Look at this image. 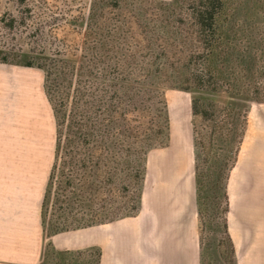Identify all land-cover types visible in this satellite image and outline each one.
<instances>
[{
  "label": "trees",
  "instance_id": "16d2710c",
  "mask_svg": "<svg viewBox=\"0 0 264 264\" xmlns=\"http://www.w3.org/2000/svg\"><path fill=\"white\" fill-rule=\"evenodd\" d=\"M246 2L171 0L167 5L176 15H158L155 21L152 37L159 44H150L144 56L127 55L135 65L121 62L117 51L104 50L98 35L94 46L84 49L85 68L57 58L46 57L44 63L11 59L12 64L44 72V95L54 118L52 162L41 203L44 237L138 213L146 154L169 141L167 105L154 85L164 79L191 95L197 212L202 217V207L208 204L219 210L217 224L228 263L235 264L224 220L226 181L243 139L246 113L252 103L264 104V16L235 15ZM97 20L96 15H88L89 26ZM87 35L88 41L90 31ZM2 53L5 57L0 61L10 63L7 54L12 51ZM77 68L79 78L72 81ZM130 75L142 76L135 88L124 85V77ZM83 79L100 84L87 85ZM124 95L130 103L123 107ZM147 96L156 102L146 105ZM145 110L152 113L150 127L143 129L140 123L130 127L128 116ZM101 194L105 198L94 210ZM100 258L95 246L57 251L49 241L41 264H99Z\"/></svg>",
  "mask_w": 264,
  "mask_h": 264
},
{
  "label": "rangeland",
  "instance_id": "374dc122",
  "mask_svg": "<svg viewBox=\"0 0 264 264\" xmlns=\"http://www.w3.org/2000/svg\"><path fill=\"white\" fill-rule=\"evenodd\" d=\"M170 1L0 0V51H12L7 54L10 63L0 61V157L10 162L11 182L16 179L14 172L25 171L35 182L42 178L45 187L55 132L44 95V72L11 62L44 63L47 57L85 68L84 49H91L98 35L104 50L117 51L121 62L135 65L127 55L138 52L144 56L150 44H159L152 37L158 15H176L167 5ZM243 4L245 9L240 6L235 15L263 18L264 0ZM88 15L98 18L92 27ZM88 31L91 37L87 41ZM142 56L138 58L141 62L145 60ZM79 74L77 68L72 81ZM141 79V75L126 76L124 85L135 88ZM83 81L87 85L95 82ZM154 85L167 105L169 141L146 154L140 210L110 224L60 233L54 249L95 246L104 252L103 264H202L203 248V264H229L217 224L219 210L208 204L202 207V217L197 212L191 95L170 87L164 79ZM120 101L123 107L130 103L128 95ZM148 102L146 105H151L156 100ZM151 114L148 110L133 112L128 119L137 122L130 120L129 126L137 128L140 123L143 129L150 127ZM21 181L18 173V183ZM13 189L12 194L17 191L19 198L11 194L9 204L11 215L19 212L16 217L21 211L12 209L22 204V199L20 189ZM226 196L224 220L235 264H264V104L252 103L246 113V128L228 174ZM104 198L99 195L94 210ZM125 227L133 230L124 234Z\"/></svg>",
  "mask_w": 264,
  "mask_h": 264
},
{
  "label": "crops",
  "instance_id": "0c3cea01",
  "mask_svg": "<svg viewBox=\"0 0 264 264\" xmlns=\"http://www.w3.org/2000/svg\"><path fill=\"white\" fill-rule=\"evenodd\" d=\"M47 108L52 113L48 102ZM9 163L7 159L0 157V264H41L43 251L47 242L44 239L41 225V203L45 188H43L44 182H42V178H39L35 182L32 174L28 177L25 171L22 173L14 172L16 179H12L13 182H11ZM18 173L22 176L21 183H18ZM13 188L15 190L20 189L22 204L16 205L17 207L12 209L14 211H21L20 216L18 215L19 217H14V215L19 213L17 211L12 215L10 213L11 205L9 201L12 194L11 189ZM12 195L19 198L17 191ZM129 228L133 230V227H128V229L125 227L124 234H128ZM58 235L50 238L53 246L54 240ZM60 250L73 249L64 248ZM103 260L104 252L102 253L101 251L99 264H103Z\"/></svg>",
  "mask_w": 264,
  "mask_h": 264
}]
</instances>
